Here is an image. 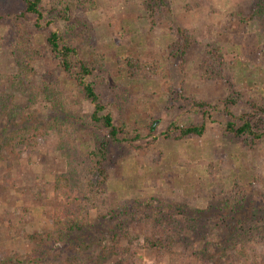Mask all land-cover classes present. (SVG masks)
<instances>
[{
  "label": "rangeland",
  "instance_id": "1",
  "mask_svg": "<svg viewBox=\"0 0 264 264\" xmlns=\"http://www.w3.org/2000/svg\"><path fill=\"white\" fill-rule=\"evenodd\" d=\"M144 1L41 0L43 18L36 27L34 14H19L22 0H0V12L4 13L0 20V142L27 123L46 124L51 117H58L55 126H50L36 145L6 147L0 143V256L17 255L23 259L33 248H39L31 235L54 232L51 209L34 204L28 188L40 185L51 198L54 176L66 172L65 154L71 142L59 135L60 121L75 125L65 128H75L67 132L81 147L108 140L106 129L87 121L92 104L81 95L72 78L63 73L56 75L51 57H31L22 66L24 86L29 90L32 83L39 84L41 90L35 94L21 91V84L11 77L20 71L18 62L25 55L15 57L12 33L17 31L25 37L29 35L36 47L43 46L47 34L55 31L76 49L79 59L86 60L94 54L103 58L86 80L92 82L113 123L122 126L121 135L126 140L108 143L107 202L87 210L91 231L101 230V236H106V228L114 226L113 215L121 210L118 207L123 200L144 203L135 213L138 218L146 214L145 204L149 202L160 205L163 215L168 214L166 206L170 202L189 205L191 210L206 209L208 215V206L218 205L235 183L248 194L249 203L243 211L255 214L256 219L264 215V136L245 144L226 134V105L222 102L229 91L242 94L246 102L230 105V110L236 115H253L256 129L264 130V114L252 113L248 104H264V0H165L154 24ZM177 27L189 29L195 38L182 58L168 50ZM213 46L220 47L225 61L223 79L214 82L207 80L204 70L206 53ZM124 58H138L142 75L131 77L127 70L115 73L117 60ZM47 73L51 82H59L62 97L57 110L48 101L54 92ZM194 99L211 103L213 108L207 109L206 118L202 109L193 106ZM4 101L8 104L6 110ZM152 120L154 129L149 132L147 126ZM203 122L205 132L197 139L162 135L170 123L187 126ZM136 134L139 138L131 140ZM73 195L68 190L54 201V206H76ZM182 218L177 216L179 222ZM137 224L138 227L135 222L130 225L132 235L140 232L131 249L122 244V255L112 256L103 264H123L129 256L127 251L133 248L137 260L132 264H154L158 248L161 250L163 243L168 245L163 239L165 232L159 229L150 234L160 243L152 248L143 239L146 225ZM181 236H188V231ZM201 238L193 239L192 247L199 248L202 241L213 240L210 234ZM245 243L246 253L253 248L258 253L261 248V244ZM62 245H43L44 251L37 253L40 263L84 264V255ZM171 245L158 264H198L177 254L185 249L183 240L178 238ZM242 256L237 252L231 263L244 264ZM256 261L264 264L258 255Z\"/></svg>",
  "mask_w": 264,
  "mask_h": 264
},
{
  "label": "trees",
  "instance_id": "2",
  "mask_svg": "<svg viewBox=\"0 0 264 264\" xmlns=\"http://www.w3.org/2000/svg\"><path fill=\"white\" fill-rule=\"evenodd\" d=\"M22 3L23 9L19 14L22 17L25 14H34L36 16L35 25L39 27L40 21L43 18L41 0H22ZM164 4L165 0L144 1L143 5L149 12L148 16L152 24L156 23L158 9L164 6ZM3 15L4 13L0 12V20ZM175 34V40L168 46V50L172 51L174 57L179 56L182 58L194 41V34L189 29L183 27H177ZM12 40L16 46L15 57L25 54L21 59L22 61L19 60L18 62L20 71L11 76L13 80L21 84V91L35 94V91L41 90L39 84L34 85L32 83L30 85L32 88L29 90L24 86L22 78L24 68L22 66L26 65L31 57L36 58L43 55L51 57L55 63L54 70L56 75L63 73L64 76L72 78L81 95L92 104V111L88 114L87 121L93 126L106 129L108 140L107 142L96 143L94 146L81 147V144H79V141H77L72 133L67 132L69 130L74 131L75 128H65L66 125L69 127L75 125L70 124L68 120L60 121L59 135L67 138L68 143L71 142L65 154L66 172L54 176L52 181L53 195L51 198L47 196L45 189L40 185H32L28 188V194L34 204L51 209V216L55 227L54 232L45 233L44 235H31L30 238L38 245V249L33 248L23 259L17 255H1L0 264H41L37 253L44 251L43 245L52 247L53 244L60 245L61 243L63 244L62 246L74 249L77 253L84 255V264H103L112 256L122 255L124 250L121 249L122 244L126 248L131 249L134 241L139 238L140 232L134 235L130 233L132 222H135L136 227H138V222H143L146 225V228L142 232L144 233L143 239L152 248H156L160 243L157 242L158 239L156 237L153 239L150 234L159 229L165 232L163 239L168 245L163 243L161 250L158 248L154 264H158L161 261L166 251L172 246L171 244L176 242L178 238L183 240L185 244V249L177 253L180 258H189L198 264H232L231 257L234 255L233 258H235L237 252L243 255L244 264H257V255L261 258V262H264V215L260 216L261 219H256L257 216L255 214L243 211L249 203L247 199L248 194L238 183L233 185L228 195L220 198L218 205L214 208L208 206L211 208V210L207 211L209 212L208 215L206 209L194 208L191 210L188 207L189 205L171 202L166 206L168 214L165 213L166 215H163L160 212V205H156L155 202H149V204H145L146 207L144 206L146 214L138 218L135 213L138 207L143 206L144 203L136 201L129 203L123 200L119 202L118 209L121 210L113 215V218L116 219L114 226L106 228L108 232L106 236H101L103 233L101 230L91 231L87 218V210L99 202H107L105 196L108 172L105 167V160L107 158L108 143L126 140L125 135H121L123 133L122 126H116L113 123L110 112L107 111L92 82L86 80L88 76L92 75L94 66L101 64L103 58L101 55L94 54L89 59H79L76 49L55 31H50L47 34L43 46H34L30 36H23V32L21 31L13 32ZM206 55V67L204 70L207 80L214 82L223 79V64L225 61L223 60V52L220 47L213 46L209 48ZM140 63L141 61L138 58L117 60L115 73L121 74L124 70H127L128 75L131 77H135L138 74L142 75ZM49 75L47 73V80L50 82V89L53 90L54 94L51 96V100L48 98V101L51 102V108L57 110L62 95L58 92L59 82H51ZM48 86H46V90ZM229 92L228 96L222 101L226 105L224 107V113L227 116V120L224 123L225 133L240 139L245 144L252 143L254 140L263 137L264 130L258 131L251 120L253 115L249 113L236 115L230 110V105H235L237 102L245 101V99L242 94ZM29 99L33 100V95H29ZM192 104L196 108L203 110L202 116L205 118L208 116L207 109L213 108L211 103L200 99H194ZM248 104L251 107L252 113L259 112L260 114H264V104L256 102H248ZM2 106L5 110L7 109L8 104L6 101L2 103ZM57 119L58 117H51L46 124H39L38 122L33 124L31 122L27 123L22 129H18L15 133L4 137V140L0 143L4 142L3 146L6 147L16 144L36 145L44 139L50 126H55ZM154 121H150L147 126L149 132H152L154 129ZM204 132V122L187 126L170 123L162 135L174 139H183L185 137L197 139ZM138 138L139 135L136 134L131 140ZM68 190L74 192L73 200L78 202L77 205L65 203L60 207L54 206V201L60 196L65 195ZM187 202L189 201L187 200ZM110 209L113 212V208ZM185 209H189V211L187 212ZM179 215H183L180 222L177 220V216ZM130 220L132 221L130 222ZM259 222L263 225H258ZM198 226L200 227L199 230ZM76 230H83L84 233L76 234ZM184 230L188 231V236L186 237L181 236ZM207 234H210L213 240L202 241L199 248L192 247L193 239L202 237L200 240H204ZM35 236L38 237L37 240L34 239ZM246 241L254 243V246L261 244L259 252L256 253L257 249L253 248L249 253H246ZM82 247H84V250ZM232 248L235 249L234 253ZM127 252L129 256H127V260L123 264H132V261L137 260L136 251L133 248V250ZM77 253L74 255L76 256ZM119 258L121 259V257Z\"/></svg>",
  "mask_w": 264,
  "mask_h": 264
}]
</instances>
